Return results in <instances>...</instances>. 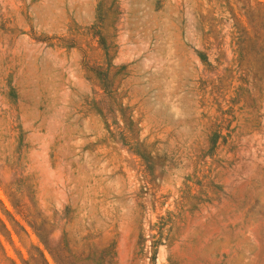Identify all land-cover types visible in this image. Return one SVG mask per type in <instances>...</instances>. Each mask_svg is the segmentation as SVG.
Instances as JSON below:
<instances>
[{
  "label": "rangeland",
  "instance_id": "rangeland-1",
  "mask_svg": "<svg viewBox=\"0 0 264 264\" xmlns=\"http://www.w3.org/2000/svg\"><path fill=\"white\" fill-rule=\"evenodd\" d=\"M0 264H264V0H0Z\"/></svg>",
  "mask_w": 264,
  "mask_h": 264
}]
</instances>
